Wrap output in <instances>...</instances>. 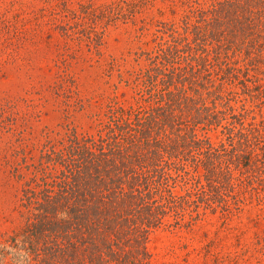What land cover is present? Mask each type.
<instances>
[{"label":"trees","instance_id":"1","mask_svg":"<svg viewBox=\"0 0 264 264\" xmlns=\"http://www.w3.org/2000/svg\"><path fill=\"white\" fill-rule=\"evenodd\" d=\"M166 32L136 106L44 144L0 261L151 264L152 233L264 206V0H215Z\"/></svg>","mask_w":264,"mask_h":264},{"label":"rangeland","instance_id":"2","mask_svg":"<svg viewBox=\"0 0 264 264\" xmlns=\"http://www.w3.org/2000/svg\"><path fill=\"white\" fill-rule=\"evenodd\" d=\"M213 1L0 0V240L22 225L21 189L47 140L94 134L110 105L136 106L137 73L165 28ZM263 239L253 203L160 229L148 247L151 264H264Z\"/></svg>","mask_w":264,"mask_h":264}]
</instances>
